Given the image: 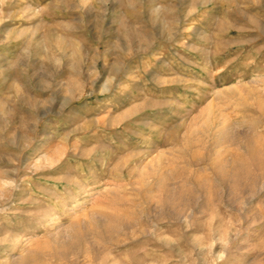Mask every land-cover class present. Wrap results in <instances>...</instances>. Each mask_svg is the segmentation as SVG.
<instances>
[{
	"label": "rangeland",
	"instance_id": "374dc122",
	"mask_svg": "<svg viewBox=\"0 0 264 264\" xmlns=\"http://www.w3.org/2000/svg\"><path fill=\"white\" fill-rule=\"evenodd\" d=\"M261 103L264 0H0V261L264 264Z\"/></svg>",
	"mask_w": 264,
	"mask_h": 264
},
{
	"label": "bare ground",
	"instance_id": "6f19581e",
	"mask_svg": "<svg viewBox=\"0 0 264 264\" xmlns=\"http://www.w3.org/2000/svg\"><path fill=\"white\" fill-rule=\"evenodd\" d=\"M249 95V94H248ZM251 95V94H250ZM246 98H247V96H246ZM245 99V98H244ZM261 101V100H260ZM244 104H250V103H245L244 102ZM263 105L264 104H260V106H259V108H260V110L263 112L264 111V108H263ZM263 114H264V112H263ZM188 139V138H187ZM187 139H186V141H187ZM248 139V138H247ZM250 139V138H249ZM248 139V140H249ZM189 140V139H188ZM249 144V143H248ZM251 145V144H250ZM250 147H248V149H249ZM252 151H253V148H252ZM251 152V151H250ZM254 155V153L253 152H251V156L250 157H252ZM3 185H4V183H3ZM3 185L2 184H0V189H2L3 188ZM3 261V260H2ZM2 261H0V264H24V261H25V259H23L22 261H19V262H17V263H11V262H8V261H4V262H2Z\"/></svg>",
	"mask_w": 264,
	"mask_h": 264
}]
</instances>
